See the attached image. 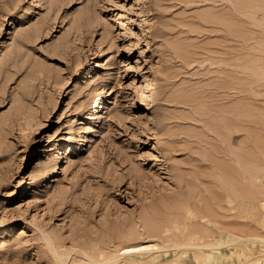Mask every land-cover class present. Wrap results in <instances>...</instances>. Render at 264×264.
Here are the masks:
<instances>
[{
	"label": "rangeland",
	"instance_id": "rangeland-1",
	"mask_svg": "<svg viewBox=\"0 0 264 264\" xmlns=\"http://www.w3.org/2000/svg\"><path fill=\"white\" fill-rule=\"evenodd\" d=\"M253 260L264 0H0V264Z\"/></svg>",
	"mask_w": 264,
	"mask_h": 264
},
{
	"label": "bare ground",
	"instance_id": "bare-ground-1",
	"mask_svg": "<svg viewBox=\"0 0 264 264\" xmlns=\"http://www.w3.org/2000/svg\"><path fill=\"white\" fill-rule=\"evenodd\" d=\"M116 14H118V12L116 13ZM120 16V15H119ZM100 97V100H99V102L95 105L96 106V108H94V110H98V111H101V109L104 107V104H103V101H104V98H105V94H102V95H100L99 96ZM152 143H151V147L153 148V147H160V145H161V143L159 142V141H151ZM237 179V178H236ZM242 179H243V181L244 180H246L247 179V175L246 176H242ZM252 185V184H251ZM246 187H247V189L246 190H244V196L245 197H249L250 199L251 198H256V197H258L259 196V191H257V192H251V187L248 185H246ZM256 188V187H255ZM241 189H242V187H241ZM219 194V193H218ZM214 195V194H213ZM222 197V196H221ZM215 198H217V197H215ZM208 199V198H207ZM206 199V200H207ZM205 200V201H206ZM217 200V199H216ZM204 201V202H205ZM245 201H248V200H246V199H244V201H243V203L245 202ZM193 202V201H192ZM207 202H209V200L207 201ZM217 202H219V200H217ZM239 202V201H238ZM195 204V203H194ZM190 203H189V200H182L181 201V203H180V205H176V207H175V209H179V212H184V213H186V217H189V218H194L195 216H196V214H195V212H193L192 211V209H190ZM203 205H205V208L207 207L206 206V202L203 204ZM209 205H211V203L209 204ZM209 208V207H208ZM207 208V209H208ZM211 209V208H210ZM210 220V219H209ZM180 220L179 219H176L175 220V224L176 225H178V222H179ZM188 224V223H187ZM186 227V226H185ZM195 229V228H194ZM184 230V229H183ZM197 230V229H196ZM200 230V229H199ZM199 232V231H198ZM205 233V232H204ZM210 237V236H209ZM227 241H229L228 239H221V240H218V241H216V243H218V244H224V243H226ZM214 243L213 242H210V241H207V240H205L204 241V243L202 244V245H204V246H211V245H213ZM198 246V245H197ZM199 246H201V245H199ZM136 248V249H135ZM138 249H141V246H139V245H134V246H128L127 248H126V251H132V250H138ZM210 254V253H209ZM220 257V256H219ZM232 257H233V254H232ZM212 258V257H211ZM222 259H223V261H226L228 258H231V255H228V254H226V255H224V256H222L221 257ZM221 260V259H220ZM252 264H264V260H253L252 262H251Z\"/></svg>",
	"mask_w": 264,
	"mask_h": 264
}]
</instances>
